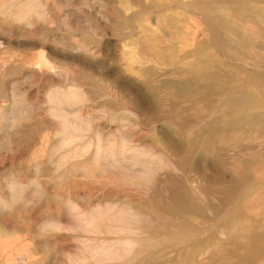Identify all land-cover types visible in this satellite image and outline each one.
<instances>
[{
  "label": "bare ground",
  "instance_id": "obj_1",
  "mask_svg": "<svg viewBox=\"0 0 264 264\" xmlns=\"http://www.w3.org/2000/svg\"><path fill=\"white\" fill-rule=\"evenodd\" d=\"M226 3L146 0L141 6L131 0L130 8H110L106 0H0V264H220L222 251L236 246L238 210L229 214L234 223L223 227L218 185L208 190L211 182L191 174L192 164L204 168L205 157L218 161L221 144L238 131L234 106L240 103L233 83L222 91L219 66L205 72V63H194L199 29L189 28L185 14ZM140 14L157 23L138 19ZM168 14L179 17L167 22ZM235 16L221 24L229 50L250 38L249 28L235 26ZM107 40L117 43L120 68L133 78L152 71L166 73L168 82L187 77L180 112L132 106L103 74L79 71ZM144 77V83H156ZM205 80L207 95L199 90ZM162 90L169 106L174 88ZM161 121L189 139L186 150L174 154L173 144L168 150L157 139ZM236 145L230 142V150ZM255 214L264 217L262 206Z\"/></svg>",
  "mask_w": 264,
  "mask_h": 264
},
{
  "label": "rangeland",
  "instance_id": "obj_2",
  "mask_svg": "<svg viewBox=\"0 0 264 264\" xmlns=\"http://www.w3.org/2000/svg\"><path fill=\"white\" fill-rule=\"evenodd\" d=\"M128 1H131V0H124V1L123 0H117V1L106 0V3H107V5L110 6V8H113L114 6H115V8L116 7L130 8L128 6V4H126V2H128ZM206 1L210 2V0H206ZM218 1L221 4L223 3V5H225L224 3L227 2L229 5L227 8H216L217 6L215 8H212L214 6V4H213L212 7L210 6L209 8H202V10L201 9H200V11L197 10V12L196 11L192 12L193 10H190V11H187V14H185V17L188 20L189 28H191L192 31L196 30V29H199V31H200V32L198 31L196 36H195V40L197 41V49H199V51L201 52V53L198 51L195 52L196 56H195L194 63L196 64V66L199 67L201 65V63H205V65H207V68H210V69L206 70L205 72H210V71L215 72L217 69L216 65L219 66L217 70H219V74L221 73L223 75V77L220 80V84H222L221 86H224L223 87L224 89H222V91L224 92L227 90V88H232L234 86L233 87L234 92L236 91L235 92L236 94L234 93V97H236L235 103H237V100H238V103H240L237 106H236V104L234 106V108L236 107L235 108L236 113H237L236 118H237V116H239V118H237L238 121H237V119H235V121L239 122V124H237V122H236V125H237L236 127H238V131L237 132L234 131V133H233L235 136V138H234V136H232L234 140L232 139V137H230L233 134H231V135L228 134L229 135L228 137L225 136L228 138V140H227V138H225V142H227V144L225 142L221 144V147L219 148V153H218L219 155L217 157L218 161H213L212 159L205 157V164L206 165L205 164L203 165L204 168L197 171L195 164H192L191 166H192L193 171L191 174H192L193 178H196L197 176H199L200 178L202 177L203 179L202 178L201 179L203 180L204 184H205V182L206 183L211 182V183L205 184V186L207 185L206 188L209 187L208 190H210L212 188V186H210V185H214V183H215V185L216 184L218 185L219 196H220V209L222 211L221 212L222 216L224 215L223 218L221 219L222 226L223 227L228 226L229 224L234 223L233 221L236 222V223H234V225L238 224L236 226V230H235L238 232H236L237 234L233 238L234 239L233 245H236L235 246L236 248L234 246H231L232 248H230V246H228L229 244H223L224 245L223 247L225 249L226 248H228V249L230 248V249L229 250L226 249L227 251L223 250L222 253L220 254V258H221V256H222V258L224 257V259L221 258L220 264H234V263L235 264H264V226L261 227V225H263V223H264V217L261 216V218H259L257 216V214H255V211L257 213V210H259L261 208V206H262V209H264V108L262 107V106H264V101L262 102V100L264 99V93H263L264 92V90H263L264 89V83H263L264 82L263 81L264 80V75H263L264 74V71H263L264 70V64H263L264 63V34H263L264 33L263 32L264 31V15H263L264 14V5H262V4H264V0H257V1L256 0H244V1L243 0H225V1L224 0H218ZM233 1H235V3ZM140 2H141V6H142L145 4L146 0H140ZM147 4L149 5V3H146V5ZM234 4H235V6H234ZM239 4H241V5H239ZM248 5L251 8H249ZM232 6H233V8H235L234 10H233ZM236 7H237V9H236ZM83 12L86 15H89V12L86 9H84ZM198 12H201V14L199 15ZM253 12H254V14H253ZM230 13L234 16L237 14L234 17L235 22H236L235 26L237 28L239 27V29L244 28V27L249 28L248 33L250 35V38H249V40H247V42L242 43L243 41L239 40V42H240L239 46L232 44L233 50H229L230 44L227 40L226 32L222 29L223 26H221V24L223 22H227L226 16L229 15ZM212 14H214V15H212ZM247 14H249V15H247ZM121 16H123V15H121ZM178 17H179V15H175V14L169 15L168 14L165 19L167 22H170L169 20H175ZM115 18H117L116 15H115ZM138 19H140V20L142 19L144 21L146 20L147 22H150L153 19V22L157 23V19L155 18V16L151 17L150 18L151 20H150V19H148L146 14L138 15ZM203 21H206L207 23L203 22ZM97 22L99 24L102 23L101 21L100 22L97 21ZM238 22H239V24H238ZM208 24L211 27H209ZM131 25H132L131 21L126 20L125 26L131 27ZM160 27H162V29H163V28H165V25H163V23H162V24H160ZM217 28H218V30H217ZM155 29H156L155 31H157L159 34L162 32L161 28L159 30H158V28H155ZM213 31L216 32V34H214ZM217 36H218V38H217ZM220 40H222V42H223V47L221 45L222 42ZM107 41H105L107 44L104 42V43L100 44L99 46L96 45V47L94 49L95 54L93 57H91V59H89V64H86L85 66H81L80 67L81 69L79 71H82L83 73L92 71L94 74H97V75L103 74L105 79H106V85L118 87L121 90V92L123 93V95L125 96L126 101L132 106H139L142 103V104H145L146 106L148 105L147 107L151 108L154 112H157V113L162 112L163 110H166V109L172 110L174 113L180 112L181 105H179L178 102H179V100L186 98L188 96V92H189L188 86L190 83L189 82L185 83V81H183L187 77L184 76L179 82L178 81H171V79H170L169 82H171L172 84H170L168 82V80H167L168 78H167L166 73H164L162 71H152L149 73H147V72L141 73L140 78H133L130 75L126 74L120 68L117 43L115 41H111V40L108 42ZM218 41H220V42H218ZM206 42H207V44H206ZM215 42H217V44ZM226 43H228V44L226 45ZM243 45H244V48H243ZM103 46H105L106 48ZM211 48H214V49H211ZM101 50H103L102 52L105 54H103L101 52ZM210 51H212V52H210ZM230 52L233 54H231ZM199 54H201L203 56H201ZM243 56H245V57H243ZM239 60H241V61H239ZM248 61L251 63H249ZM259 62H262V63L259 64ZM212 64L215 65L216 69H214V67L211 66ZM251 64L253 66H251ZM219 68H221L222 70ZM252 68L254 70H258V72L253 71ZM224 69L226 70V72ZM195 70L196 69L194 68V72H197ZM259 71L262 73V75ZM200 72H201V74L204 73L203 69L200 70ZM216 72H218V71H216ZM249 73L252 76H255L256 78L249 75ZM256 73H259V74L257 75ZM248 75L251 77H248ZM144 76H148L150 78V80L154 79L156 81V83L153 85L152 84L148 85L147 83H144V81L146 82V80H147V77L145 78ZM224 76H226V78ZM227 77H228V79H227ZM259 77L261 78V80L263 82L260 81ZM252 78L255 80H253ZM256 79L259 81L258 87L256 86L258 83V82H256L257 81ZM205 82H206V80L204 81V83L201 82V86L203 88H202V90L199 89L201 91V93H203V95L208 94L207 93L208 90H206L207 89L206 84L208 81L206 82V84H205ZM226 82L233 83V86L231 87L230 85H232V84L229 83L230 84L229 85ZM255 82H256V85H255ZM127 85L129 87H127ZM168 85H171L174 88L172 102L169 103V106L165 105L163 103L164 92L162 90L165 86L167 87ZM225 85H226V87H225ZM235 86H236V90H235ZM191 87H192L191 89L193 90L194 86L191 85ZM260 87H261V89H260ZM241 88H243V89H241ZM20 89H22V87H20L19 90ZM241 90H242V92H241ZM243 90H245L247 92L246 98H245V94L242 95L243 93H245ZM249 90L252 91L251 96H249L250 92H251V91L248 92ZM190 92L192 93V91H190ZM138 93L141 95H139ZM254 94H255V96H254ZM141 96H143V97H141ZM247 96H249L251 98H248ZM242 97H244V98H242ZM250 99H253V100L250 101ZM259 99L261 102L257 101ZM246 100H248V101L246 102ZM239 101H242L244 103L245 102L248 103L249 107H248V105H246L247 107L245 106L246 103L242 104ZM252 101H253V103H255L254 104L255 109H253L254 105H252V103H251ZM259 103H261L262 106H259L260 105ZM233 105H234V102H233ZM241 105H242V107H241L242 109L240 108ZM250 105L253 107L252 108L253 112L251 110H249V109H251ZM226 108H227V106H225L224 109H226ZM230 108L231 107H229V109ZM227 110H228V108H227ZM246 111L247 112L251 111V113L250 112L247 113V115L250 116L248 119L251 121V122L247 121L249 124L248 123H246V124H248V125L243 124L245 122H243V123L241 122L243 120L244 116L248 117L247 115H244L246 113ZM261 111L263 113H261ZM256 113H257V115H256ZM260 118L262 120H259ZM184 120H186V118L185 119L183 118L182 120H180L181 123ZM245 120H246V118L243 121H245ZM161 123H163V124H161ZM169 124L170 123L163 122V121L159 122V124H157L158 126H156V137L165 145V147L168 150L172 149V147L174 145L176 148L173 147V149H174L173 153L178 154L180 152V150H179L180 148H182V151H184L189 147V139L186 140L183 137L181 139V135H179V132L176 130V128H174L172 125H169ZM254 124H256V126L259 128V130ZM255 130H257L258 132ZM235 133H237V134H235ZM246 136L248 138L251 137V139L249 138V144L251 143L249 145L250 150L247 149L248 148L247 141H244L245 139H247ZM229 138L232 139L230 142L233 141V143H235V144L237 143L234 150H230V142H228ZM255 138H258V139H255ZM231 154H236L237 156H231ZM229 163H231V165L234 164L236 166L235 172H233L230 169L231 166H229L230 165ZM226 168H228L230 171ZM195 171L197 172V174ZM214 172H215V174H214ZM211 175L212 176L214 175V178ZM229 204L232 206H229ZM230 210H231V212H230ZM245 210L248 211V213L246 212L247 215H245L246 214ZM249 210H251V211H249ZM235 211H237V213ZM231 213L232 214L236 213L234 215V219H233V217H232L233 215ZM229 214H231L232 216H230ZM243 215H245V216H243ZM241 216H243V217H242V220H240V222H242V221L243 222L240 224V222L237 223V221L239 220V218ZM236 217L238 218V220L236 219ZM206 218L211 219V215L209 217V214L206 213ZM232 219H233V221H232ZM252 224H254L253 226L255 228L252 226ZM250 225H251V227H248ZM258 225H260L259 228H258ZM17 227L21 231L25 230V226L19 225ZM246 227H248L249 229ZM252 227H253V229H252ZM250 230H251V232H250ZM248 232H250V233H248ZM244 234L246 235V237L244 238L245 240L243 239V237L245 236ZM235 240L237 243L235 242ZM225 254H230V255L225 256ZM227 260L230 261V263L227 262ZM224 261H226V262H224Z\"/></svg>",
  "mask_w": 264,
  "mask_h": 264
}]
</instances>
